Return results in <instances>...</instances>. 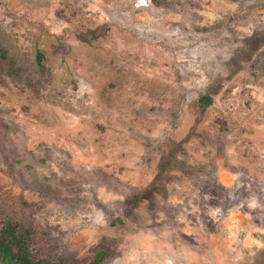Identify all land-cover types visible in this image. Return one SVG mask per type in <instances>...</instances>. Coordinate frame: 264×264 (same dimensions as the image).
Returning <instances> with one entry per match:
<instances>
[{
	"label": "rangeland",
	"instance_id": "374dc122",
	"mask_svg": "<svg viewBox=\"0 0 264 264\" xmlns=\"http://www.w3.org/2000/svg\"><path fill=\"white\" fill-rule=\"evenodd\" d=\"M0 51V227L51 264H264V0H0Z\"/></svg>",
	"mask_w": 264,
	"mask_h": 264
},
{
	"label": "trees",
	"instance_id": "16d2710c",
	"mask_svg": "<svg viewBox=\"0 0 264 264\" xmlns=\"http://www.w3.org/2000/svg\"><path fill=\"white\" fill-rule=\"evenodd\" d=\"M0 57L5 53L0 51ZM201 101L211 103L210 97L203 96ZM34 232L32 227L9 221L0 227V264H51L49 259L39 257L32 248ZM107 253L100 251L91 264H101Z\"/></svg>",
	"mask_w": 264,
	"mask_h": 264
}]
</instances>
